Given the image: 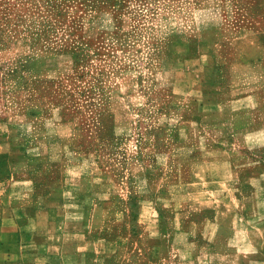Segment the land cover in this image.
<instances>
[{"label": "crops", "instance_id": "obj_1", "mask_svg": "<svg viewBox=\"0 0 264 264\" xmlns=\"http://www.w3.org/2000/svg\"><path fill=\"white\" fill-rule=\"evenodd\" d=\"M64 1L67 4H61L63 9L69 11L75 6V0ZM93 1L98 0H83V9L95 8ZM99 1L97 13H112V31L127 27L125 13L116 10L114 15L115 6L108 0ZM175 3L180 10L190 7L193 12H204L206 24L196 30V35L180 28L174 38L167 39L163 53L167 67L163 69L200 75L189 85L187 80L179 84L183 89H195V96H178L175 136L164 142L163 150L154 146L153 152H163L166 169L173 168V153L187 158L185 166L192 171L188 183L199 189L192 197L181 198L195 204V210L188 211L186 218H206L205 230L201 231L210 233L213 248L218 236L227 241V249L242 254L236 248L239 226L261 225L264 230V158L259 155L264 147V0ZM182 14L181 20L186 18ZM7 24L9 32L3 38L7 43L0 48V264L169 261L162 257L160 244L146 248L141 238L145 232H164L161 216L168 211L172 214L178 210L176 217L183 223L182 203L156 208L158 225L152 228L142 220L143 205L149 206L147 202L156 199L171 200V195L139 197L137 238L131 243L123 241L124 231L108 224L103 209L108 201L116 202L121 197L110 198L104 192L97 197L81 193L78 182L82 184L93 176V165L63 156L71 152L69 144L79 137V121L64 120L60 110L57 114L44 111V106L52 104L51 99L27 91L40 87L38 78L46 83L67 76L74 64V52H39L34 66L37 84L33 81L27 87L15 77L11 87L8 82L12 75L5 63L29 55L30 42L35 38L23 27V20ZM163 86L173 89L177 82L167 81ZM39 108L41 111H37ZM97 178L102 180V173ZM167 207H173V211ZM118 211L116 206V215ZM195 220L192 224L197 229L198 218ZM179 230L188 233L182 225ZM114 232L116 235L108 236ZM243 242L241 239L238 243ZM176 245L174 235L167 244L169 252Z\"/></svg>", "mask_w": 264, "mask_h": 264}, {"label": "rangeland", "instance_id": "obj_2", "mask_svg": "<svg viewBox=\"0 0 264 264\" xmlns=\"http://www.w3.org/2000/svg\"><path fill=\"white\" fill-rule=\"evenodd\" d=\"M178 1L108 0L115 6L113 14L118 10V14H126L127 20V27L112 31L110 10L96 12L101 5L99 0L93 1L92 10H84L83 0H75L69 11L62 8V3L67 4L64 0L60 6L59 0H0V48H5L3 45L7 43L3 41L9 32L7 23L14 20H23V27L35 38L30 42L29 55L5 63L12 75L8 84L14 86L15 77L27 87L36 83L34 66L41 51L74 52V64L67 76L46 83L38 78L40 87L27 91L51 99L52 104L44 106V111L57 114L60 110L64 120L79 121V137L69 144L71 152L63 156H72V162L91 163L93 176L103 175L102 180L97 175L82 184L79 181L77 187L81 193L97 197L104 192L110 198L121 197L116 202L108 201L103 209L108 224L124 231L123 241L131 243L137 238L139 197L168 193L171 200L156 199L147 202L150 207L143 205L142 220L152 228L158 225L156 208L161 210L167 203L183 206V223L176 217L178 210L167 207L173 213L168 211L161 216L165 233L145 232L141 238L146 248L162 246V257L170 260L161 264H264L263 226L247 223L239 226L236 248L242 254L227 249V241L218 236L213 240V248L210 233L201 231L205 230L206 218L187 219L185 215L195 210V204L181 198H190L199 189L188 183L192 171L185 166L187 158L173 153L176 158L170 163L173 168L166 169L163 152H153L154 146L163 150L164 142L175 136L174 126L180 111L178 96H195V89H183L179 84L187 80L189 85L200 75L164 71L167 39L174 38L180 28L196 35V30L206 24L204 12H193L190 7L180 10L175 3ZM182 1L190 3V0ZM181 12L185 19H180ZM170 28L173 33L168 36ZM167 81H175L177 86L173 89L163 86ZM259 155L264 158V147L259 149ZM205 215L208 217V212ZM196 218L197 229L192 224ZM181 225L187 234H181ZM111 235L116 233H108ZM174 235L177 245L169 252L167 244ZM241 239L242 244L238 243ZM191 258L195 260L185 263Z\"/></svg>", "mask_w": 264, "mask_h": 264}]
</instances>
